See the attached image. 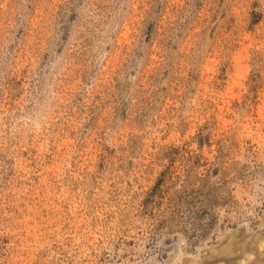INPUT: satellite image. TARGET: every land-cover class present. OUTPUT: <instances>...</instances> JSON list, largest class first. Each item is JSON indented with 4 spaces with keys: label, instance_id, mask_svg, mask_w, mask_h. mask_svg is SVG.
Listing matches in <instances>:
<instances>
[{
    "label": "rangeland",
    "instance_id": "1",
    "mask_svg": "<svg viewBox=\"0 0 264 264\" xmlns=\"http://www.w3.org/2000/svg\"><path fill=\"white\" fill-rule=\"evenodd\" d=\"M0 264H264V0H0Z\"/></svg>",
    "mask_w": 264,
    "mask_h": 264
}]
</instances>
